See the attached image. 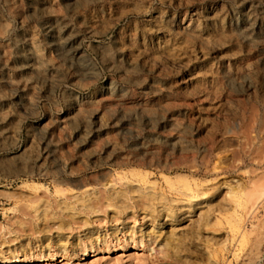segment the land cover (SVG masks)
Here are the masks:
<instances>
[{
    "label": "rangeland",
    "instance_id": "rangeland-1",
    "mask_svg": "<svg viewBox=\"0 0 264 264\" xmlns=\"http://www.w3.org/2000/svg\"><path fill=\"white\" fill-rule=\"evenodd\" d=\"M194 11L216 38L179 52L187 66L121 47L149 16ZM41 255L264 264V0H0V258Z\"/></svg>",
    "mask_w": 264,
    "mask_h": 264
},
{
    "label": "bare ground",
    "instance_id": "bare-ground-1",
    "mask_svg": "<svg viewBox=\"0 0 264 264\" xmlns=\"http://www.w3.org/2000/svg\"><path fill=\"white\" fill-rule=\"evenodd\" d=\"M134 10L140 11L141 9L134 8ZM200 16L203 20L211 22L215 21V18H217L216 14H200ZM171 18L162 16L160 13L149 16L145 28L140 32L136 31L133 34H129L126 42H124L121 47L123 49L127 48L131 52L132 58L136 57L142 59L144 64L147 63V61L154 64L156 63V65H159V69L163 67L164 62L170 65L177 64L185 66L186 63L183 62V59L178 57L179 52H191L195 55V58H197L198 55L204 56L203 51L205 46L211 44L216 37H213L211 30L199 23L197 12L194 11L190 14L185 12L182 16L178 17V19L174 18V20H172ZM220 23L223 24L222 20ZM147 33L153 34L154 38L148 39ZM51 44L55 48L58 59H63L69 62L70 65L81 64L86 73H93L91 64L82 61V58H80L79 46L75 45L70 38L64 39L56 35V37L51 40ZM27 51L29 52V57L25 59L22 68L28 73L35 74V78L38 79L43 75L41 66H43L44 61L40 56L39 50L36 49L33 43L28 44ZM134 58L133 60H135ZM213 74V67L210 66L209 68L202 70L198 69L193 72L190 79L194 81L210 79V81L213 82ZM210 81L207 80V83ZM45 259V255L39 257L28 256L24 258L18 256L10 258L3 257L0 258V264H30L34 262H43ZM54 259L55 258L52 257V260Z\"/></svg>",
    "mask_w": 264,
    "mask_h": 264
}]
</instances>
